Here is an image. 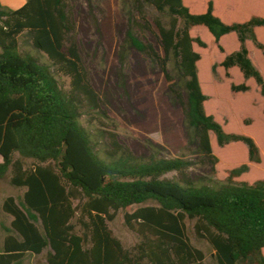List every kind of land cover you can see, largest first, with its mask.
<instances>
[{
    "label": "trees",
    "instance_id": "1",
    "mask_svg": "<svg viewBox=\"0 0 264 264\" xmlns=\"http://www.w3.org/2000/svg\"><path fill=\"white\" fill-rule=\"evenodd\" d=\"M136 4L140 19H133L128 45L164 72L183 107L191 146L203 158L201 165L210 168L212 184L197 186L191 160L143 162L116 133L102 129L98 131L108 148L102 157L97 155L81 120L89 116V122L103 127L99 116L109 117L72 42L76 24L65 0H27L17 10L0 5V181L8 178L11 186L25 190L20 203L8 197L0 207L13 218L9 227L3 226L0 264H24L27 256L45 251L46 262L40 264H205L204 252L188 238L186 220L196 221L195 232L211 245L217 264H264V181L236 183L250 171L247 164L232 170L226 181L216 180L219 158L210 135L221 148L244 144L254 164L261 163L260 150L253 138L225 132L206 113L208 97L198 75L201 56L194 50V45L206 48V43L191 36L193 28L204 27L223 52L220 41L235 34L240 49L220 67L238 69L245 80L256 83L264 99V77L246 47L251 42L264 56L257 36L264 17L225 23L212 1L201 14L192 13L184 0ZM148 7L158 13L153 22L162 59L134 33L148 25ZM25 38L50 65L22 50ZM55 72L70 78L68 92ZM232 91L247 93L250 87L233 85ZM170 173L177 174L176 182L166 178ZM132 207H137L133 213L126 212ZM120 212H125V225L142 239L131 250L108 227Z\"/></svg>",
    "mask_w": 264,
    "mask_h": 264
},
{
    "label": "rangeland",
    "instance_id": "2",
    "mask_svg": "<svg viewBox=\"0 0 264 264\" xmlns=\"http://www.w3.org/2000/svg\"><path fill=\"white\" fill-rule=\"evenodd\" d=\"M210 1L225 23L245 22L252 15L264 17V0H184L194 14L206 12ZM65 4L76 24L72 42L78 46L91 85L102 102V111L109 117L105 119L103 115L99 116L98 119L104 122L103 127L98 122H89V116H84L81 120L91 136L97 155L102 157L104 150L108 148L98 131L102 129L116 133L120 142L143 162L177 158L191 160L194 163L191 176L197 186L211 185L210 168L201 165L203 158L197 156L196 148L191 146L192 134L185 125L183 107L172 92L164 72L147 55L128 45L133 19H140L136 11V0H65ZM146 16L148 25L136 27L135 36L151 45L162 59L164 54L153 22L158 13L148 7ZM191 36L199 37L206 43V48L194 45V50L201 56L198 75L203 93L208 97L205 103L206 113L213 116L225 132L253 138L261 156L260 164L251 163L244 144L233 143L221 148L214 134H211L213 153L219 158L214 178L224 182L232 170L247 164L250 171L235 179V182L254 185L264 181V99L256 83L245 80L238 69L226 71L220 67L227 55L240 49L236 35H227L220 41L223 52L218 49L206 28H193ZM257 36L264 43V29L257 30ZM246 47L250 59L264 77V56L251 42H247ZM22 50L43 64H51L45 54L30 45L27 38L22 39ZM168 70L174 76L172 63H169ZM55 76L63 90L68 92L70 78L57 72ZM242 84L249 86L250 91H232L233 85ZM178 93L181 94V91ZM166 178L176 182L177 174L170 173ZM24 192V189L11 186L8 178L0 181V207L8 197H14L20 203ZM78 203L75 201V205ZM136 208L132 207L126 212L133 213ZM124 214L125 212H120L113 222L108 223V227L113 236L122 242L123 247L131 250L142 239L125 225ZM12 220L11 216L0 210V248L5 238L3 226L9 227ZM195 223L196 221L186 220L191 244L204 252L205 264H217L211 245L197 236ZM77 233L81 234L80 228ZM46 258L47 251L40 256L29 255L24 264L44 263ZM245 264H253V261L249 260Z\"/></svg>",
    "mask_w": 264,
    "mask_h": 264
},
{
    "label": "crops",
    "instance_id": "3",
    "mask_svg": "<svg viewBox=\"0 0 264 264\" xmlns=\"http://www.w3.org/2000/svg\"><path fill=\"white\" fill-rule=\"evenodd\" d=\"M27 0H0V5L14 10L20 9L26 4ZM1 158V157H0ZM2 162L3 159L1 158ZM0 162V163H2Z\"/></svg>",
    "mask_w": 264,
    "mask_h": 264
}]
</instances>
